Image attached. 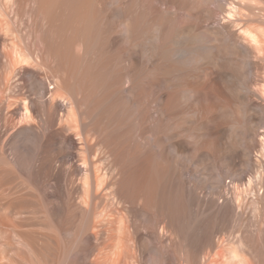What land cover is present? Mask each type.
<instances>
[{"label": "rangeland", "instance_id": "1", "mask_svg": "<svg viewBox=\"0 0 264 264\" xmlns=\"http://www.w3.org/2000/svg\"><path fill=\"white\" fill-rule=\"evenodd\" d=\"M228 1L0 0V168L11 171L8 162L13 155L27 167L23 173H12L9 178L0 175V228L12 229L10 221L17 219L19 223L21 217L27 225L24 228L38 231L42 227L40 222L45 221L50 234L55 230L54 235L58 232L53 214L57 181L62 184L65 180L64 189L68 188L71 193L72 180H82L88 173L92 176L88 175L90 187L85 186L89 191H85L83 183H79L81 191H77L82 198L83 194L87 196L89 202L84 197L86 203L81 205L82 209L85 207L83 210L87 213L93 211L89 214L92 217L86 219L88 223L91 220L90 225L83 221L86 227L79 246L80 264H238L230 257L232 249L246 256L247 264H264V246L261 247L264 241L250 237V231L264 216V184L258 186L253 177L254 161L264 163L260 152L264 128V39L258 49L247 39H235L236 27L231 23L235 17L226 12ZM237 1L239 5L238 2L246 0ZM251 1L240 4L245 10L242 12L247 14L252 9L251 24L264 29V0ZM86 13L92 22L75 20L76 16L83 14L84 17ZM48 20L60 28L59 49L64 48L57 51L61 54L55 48L49 56L45 52L47 35L44 34L55 35L49 32L51 28L47 30L51 23ZM128 20L129 30L125 24ZM71 25L73 29L81 27L82 31L86 26L93 36L90 40L95 37L96 44L90 45L87 31L82 32V40L86 42L72 41L68 36L66 39V33L71 36L68 34ZM64 28L70 29L61 32ZM13 44L24 54L33 56L29 63L17 62L15 66L9 63ZM88 44L93 50L90 47L88 50ZM156 52L168 56L164 59ZM36 56L40 57L35 59ZM106 58L111 59L108 64ZM113 61L123 65L120 67ZM87 65L92 70L96 66L104 69L103 80L107 84L104 83V88V85L98 87L102 88L97 89L99 93L92 82H96L95 76L91 78L94 74H89L91 69ZM125 70L130 71L127 74ZM135 70L148 72L147 77L143 72L140 79L142 75L136 76ZM160 70L166 72L165 76ZM114 74L118 75L117 80ZM164 77L172 84H167ZM47 80L54 84L53 89L48 88ZM169 90L174 91V96L165 93ZM55 92H59L61 99L53 101L52 96L48 97ZM22 97L28 100L30 119L23 118ZM97 97L105 101L102 109L111 106L105 115L112 124L109 122L110 128L104 129L101 136L94 134L96 127L101 126L92 102ZM166 97L170 103H166ZM87 98L92 99L87 101ZM211 103L215 104L219 116L215 133L210 130L207 119ZM68 105L74 109V116L69 120ZM47 155L57 159L55 173L50 176L31 166L33 159ZM148 172L149 176H158V180L150 176L146 181ZM249 178L252 180L247 182ZM149 187L153 192H149L152 191ZM148 192L152 193V199ZM237 202L242 204L239 213L234 210ZM55 248H49L52 250L49 253ZM56 251L53 255L57 254L58 258L50 255L53 257L50 264L59 259L60 250Z\"/></svg>", "mask_w": 264, "mask_h": 264}, {"label": "bare ground", "instance_id": "2", "mask_svg": "<svg viewBox=\"0 0 264 264\" xmlns=\"http://www.w3.org/2000/svg\"><path fill=\"white\" fill-rule=\"evenodd\" d=\"M236 0H233V1H231V0H229L228 2V5H229V9L226 11L227 12V14H228V16H231V17H235V18H232L233 20H231V23L236 27L235 28V30H236V32L234 33V37H235V39L238 41V39H247L248 40V42L250 43V45L253 47V48H255V49H258V46L261 44V42L263 41V39H264V29H260V28H258V26L257 27H255V26H253V24H251V22H250V20L251 19H249L251 16V18H253V16H254V14H252V12H254V11H252V9H251V11H248V13L247 14H245V13H243L244 11L242 10L243 8L241 7L243 4H244V2H247V0L246 1H244V2H241V0H238V1H240L241 3H239L238 1V4L239 5H237L236 4V2H235ZM243 1V0H242ZM248 1H250V2H252L251 0H248ZM48 2V1H47ZM235 2V3H234ZM196 3H197V1H196ZM243 3V4H242ZM240 4H242V5H240ZM198 6V5H197ZM250 10V9H249ZM243 11V12H242ZM163 15H165L164 13H163ZM76 16V15H75ZM86 16V17H85ZM160 16H162V15H160L159 14V17ZM158 17V18H159ZM164 17V16H163ZM48 18V17H47ZM145 18V17H144ZM169 20H170V18L169 17H167ZM137 19H138V21H139V17H137ZM161 19H162V17H161ZM164 19V18H163ZM227 19H229V18H227ZM73 20V19H72ZM72 20L70 21L69 20V22H70V24H71V22H72ZM75 20H77L78 22H82V20H85V21H88V22H92L93 21V19L90 17V15H88V13H86V15H84V17H83V14H80L79 16H76L75 17ZM75 20H73L74 22H75ZM125 20H127V19H125ZM142 20V18L140 19V21ZM172 20V19H171ZM171 20H170V22H171ZM49 22H51L50 20H48ZM53 21V20H52ZM76 21V22H77ZM137 21V20H136ZM76 22H75V25H77L78 24V22H77V24H76ZM88 22H86V24L88 25V27L89 26H91L90 25V23H88ZM127 22V23H126ZM129 20L128 21H125V24L127 25V30H129V28H130V25H129ZM142 22H143V20H142ZM145 22V21H144ZM143 22V23H144ZM227 22H230L229 20L227 21ZM230 23V24H231ZM53 24V22H51L50 23V27H48L47 28V30L48 29H50V30H52V31H50L49 30V32H51L52 34H55V35H51V36H49V34H48V32H47V34L45 33L44 35H47L46 37V44H45V48H47L46 50L47 51H45V52H47V55L49 56V53H50V51L52 50V53H54L55 52V49H56V51H57V49L60 51V50H62L63 48H62V46H60V49H59V41H61V39L59 38V34L60 33H58V32H60V28L58 27V25H56L58 28H56V26H55V23H54V25H52ZM85 24V25H86ZM124 24V25H125ZM138 24V23H137ZM229 24V25H230ZM74 25V23H73V26H75ZM79 25H80V23H79ZM228 25V26H229ZM49 26V25H48ZM53 26H55V28L53 27ZM139 26L141 27V26H144L145 27V25H140V23H139ZM61 27V26H60ZM71 27H72V25H71ZM84 27V26H83ZM86 27V26H85ZM83 28L84 30L82 31V29H81V27H79L78 26V28L79 29H73V27L71 28L72 30L68 33V34H70L71 36H72V39H71V36L69 37V35H67V33H66V39H70V40H82V35L84 34H82V32H86L87 30H86V28ZM232 27V26H231ZM89 28H91L92 29V27H89ZM227 28V27H226ZM69 29L70 28H68V29H66V28H64V30L62 31L61 30V32H67V31H69ZM88 29V28H87ZM143 29V28H142ZM213 29V28H212ZM229 29V28H228ZM65 30H67V31H65ZM80 30V31H79ZM138 30V29H137ZM139 30H141V29H139ZM138 30V31H139ZM172 29L170 28V31H171ZM208 30V29H207ZM226 30V29H225ZM89 31V32H88ZM87 31V33H90L91 31L90 30H88ZM95 31V30H94ZM144 31V30H143ZM169 31V32H170ZM175 31V30H174ZM173 31V32H174ZM213 31V30H212ZM228 31H230V30H228ZM92 32H93V29H92ZM167 32V31H166ZM169 32H168V35H170L169 34ZM172 32V33H173ZM177 32V31H176ZM175 32V33H176ZM86 33V34H87ZM171 33V34H172ZM211 33V32H210ZM63 34V33H62ZM96 34H98L97 32H96ZM137 34H139V33H137ZM142 34V33H141ZM141 34H139L140 36H141ZM143 34H144V32H143ZM177 34V33H176ZM179 34V33H178ZM214 34V33H213ZM230 34H231V32H230ZM14 35V34H13ZM58 35V36H57ZM64 35V34H63ZM63 35H62V37H63ZM88 35V34H87ZM92 35H93V33H92ZM95 35V34H94ZM138 35V36H139ZM175 34H173L172 36H174ZM4 36H6L5 34H4ZM60 36H61V34H60ZM67 36H68V38H67ZM86 36V35H85ZM89 40H90V38L91 37H93V36H91V33L89 34ZM137 36V37H138ZM171 36V37H172ZM178 36V35H177ZM212 36H214V35H212ZM217 36V35H216ZM88 37V36H87ZM60 40H59V39ZM168 38H170V37H168ZM167 38V39H168ZM177 38V37H176ZM42 39V38H41ZM45 39V38H44ZM44 39H42V40H44ZM63 39H64V37H63ZM65 39V40H66ZM83 39H87L86 37L85 38H83ZM75 40V41H76ZM80 40V41H81ZM95 40V37H94V39H93V41ZM83 41V40H82ZM92 40H90V42H91ZM93 41L90 43V45L93 43ZM164 41V40H163ZM65 42L66 41H64V44H65ZM78 42V41H77ZM83 42H86V40L85 41H83ZM95 42H96V40H95ZM67 43H68V41H67ZM70 43V42H69ZM69 43H68V45H69ZM94 44V43H93ZM96 44V43H95ZM94 44V45H95ZM162 44V43H161ZM46 45H47V47H46ZM63 45V44H62ZM68 45H66V47H68ZM86 45H87V43H86ZM85 45V46H86ZM43 46H44V43H43ZM88 47H90L89 46V44H88V46H87V48ZM93 47V46H92ZM53 48H55V49H53ZM62 48V49H61ZM91 48V47H90ZM90 48H88V50L90 49ZM68 49H69V47H68ZM68 49L66 48V49H64V50H67L68 51ZM53 50H54V52H53ZM91 50H93L92 48H91ZM90 50V51H91ZM59 51H57V52H59ZM63 51V50H62ZM103 51V50H102ZM135 51V50H134ZM161 51H162V49H161ZM160 51V52H161ZM169 51H170V49H169ZM168 51V52H169ZM164 51H162V53H163ZM3 53H5V54H7V51L6 50H4L3 51ZM51 53V54H52ZM71 53V52H70ZM87 53H88V51H87ZM102 53V52H101ZM130 53H132V52H130ZM129 53V54H130ZM157 53V52H156ZM44 54V53H43ZM56 54V53H55ZM55 54H53V55H55ZM57 54H61L60 52L59 53H57ZM63 54L65 55V52H63ZM66 54H67V52H66ZM68 54H69V51H68ZM67 54V55H68ZM103 54V53H102ZM126 54V53H125ZM129 54H128V56H129ZM133 54V53H132ZM136 54V53H135ZM138 54V53H137ZM158 54V53H157ZM169 54H171V53H169ZM47 55H46V57H47ZM67 55H66V57H67ZM71 55H74V54H72L71 53ZM134 55V54H133ZM156 55V54H155ZM159 55V54H158ZM160 55H162V54H160ZM159 55V56H160ZM166 55V54H165ZM172 55V54H171ZM42 56V55H41ZM76 56V55H75ZM123 56H125V55H123ZM138 56V55H137ZM137 56H135V57H137ZM153 56H154V54H153ZM163 56V55H162ZM168 56V55H167ZM166 56V57H167ZM33 57V56H32ZM31 57V55L30 54H24V52H22V51H20L19 49H18V47L15 45V44H13V48H12V54L10 55V58H9V63H11L13 66H15V64L17 63V62H23V63H29V61H30V59L32 58ZM40 56H36V58L35 59H38ZM53 57H55V56H53ZM57 57V60H59L58 59V57L59 56H56ZM66 57H65V60H66ZM79 57H81V56H79ZM108 57V56H107ZM119 57V56H118ZM117 56L115 57L116 58V60H117V58H118ZM126 57V56H125ZM134 57V56H133ZM139 57V56H138ZM154 57H156L157 58V55L156 56H154ZM153 57V58H154ZM163 57H165V56H163ZM166 57L164 58V59H166ZM171 57V56H170ZM169 57V58H170ZM52 58V57H51ZM71 58V57H70ZM73 58L74 57H72L71 58V60L72 61H76V59L75 60H73ZM77 58H78V56H77ZM108 58H110V57H108ZM111 58H113L112 56H111ZM122 59H123V57H121ZM161 58V57H160ZM173 58V57H172ZM80 59V58H79ZM79 59H77V63H79ZM119 59V58H118ZM136 59V58H135ZM135 59H130L131 61H133L134 60V62H135ZM158 60H159V57L157 58ZM43 60H45L44 58H43ZM61 60H62V58H61ZM81 60V59H80ZM106 60H107V58H106ZM106 60L104 61V62H106ZM111 59H109V61H110ZM125 60H127V58L125 59ZM129 60V61H130ZM137 60H140V58H137ZM137 60H136V62H137ZM60 61V60H59ZM108 60H107V64H108V62H109ZM117 61H121V60H117ZM141 61V60H140ZM139 61V62H140ZM149 61V60H148ZM151 61V60H150ZM160 61V60H159ZM90 62V61H89ZM99 62L100 61H98V64H99ZM112 62V61H111ZM113 62H115V61H113ZM138 62V63H139ZM116 63V62H115ZM133 63V62H132ZM141 63V62H140ZM90 63H88V65H89ZM105 65H107L106 63H104ZM110 64H112V63H110ZM110 64H109V67H110ZM114 64V63H113ZM116 64H120V67L123 65L122 63H116ZM122 64V65H121ZM88 65H87V69H88ZM125 65H128L129 66V69H131V65L128 63H125ZM133 65H135V64H133ZM89 66H93V65H89ZM111 66H113V65H111ZM115 66H117V65H115ZM105 67H107V66H105ZM119 67V68H120ZM127 67V66H126ZM140 66H138V68H139ZM111 68V67H110ZM109 68V69H110ZM137 68V67H136ZM157 68V67H156ZM160 68V67H159ZM159 68H158V70H159ZM85 69H86V67H85ZM90 69H91V71H90ZM106 69V68H105ZM123 69H125L124 68V66H123ZM132 69H133V67H132ZM134 69H135V67H134ZM141 69V68H140ZM145 69V68H144ZM143 69V70H144ZM91 73H89V74H92L91 76V78L93 79L94 78V76H95V80H96V82L93 80L92 82H94V84L96 85H94L95 87V89H96V92L97 93H99L98 92V90H101L102 88H104L105 87V85L107 84V83H105L106 81H104L103 79V75H104V69L102 70V67H97L96 66V68L95 69H93L92 70V67H90L89 69H88ZM112 70V69H111ZM110 70V71H111ZM127 70H128V67H127ZM154 70V69H153ZM157 70V69H156ZM166 70V69H165ZM86 71V70H85ZM93 71V72H92ZM106 71H107V69H106ZM110 71H108V72H110ZM113 71H117L116 69L115 70H113ZM120 71V70H119ZM118 71V75L120 74V72L122 71V69H121V71L119 72ZM126 71V70H125ZM124 71V72H125ZM130 71V70H129ZM129 71H126V73L127 72H129ZM138 71V70H137ZM142 71V70H141ZM141 71L139 72L141 75H142V73L144 72H142L141 73ZM147 71V70H146ZM161 71V70H160ZM87 72V71H86ZM107 72V73H108ZM123 72V71H122ZM132 72V71H131ZM135 72H136V70H135ZM151 72V71H150ZM152 72H154V71H152ZM158 72V71H157ZM162 73H163V71H161ZM84 73V72H83ZM117 73V72H116ZM125 73V74H126ZM139 73L138 72H136V73H134V74H136V76H137V74L139 75ZM146 73H148V72H146ZM145 72H144V75L146 74ZM164 73H166L165 71H164ZM163 73V74H164ZM86 74H88V72L86 73ZM124 74V73H123ZM128 74V73H127ZM132 75H133V73H131ZM21 75V74H20ZM84 75V74H83ZM115 75V79L117 78L116 77V75L117 74H114ZM117 75V76H118ZM147 75H149V74H147ZM85 76V75H84ZM123 76H125V75H123ZM129 76H131V75H129ZM146 76V75H145ZM164 76H165V74H164ZM107 77V76H106ZM135 77V76H134ZM141 77H143V75L142 76H140V79H141ZM147 77V76H146ZM213 77V76H212ZM215 77V76H214ZM87 78V77H86ZM89 78V77H88ZM87 78V80H89ZM131 78V77H130ZM129 78V79H130ZM85 79V78H84ZM114 79V78H113ZM126 79H127V77H126ZM125 79V80H126ZM132 79H133V76H132ZM139 79V78H138ZM184 79V78H183ZM211 79V78H210ZM217 79V78H216ZM117 80V79H116ZM115 80V81H116ZM122 81H123V78L121 79ZM131 80V79H130ZM134 80V79H133ZM143 80V79H142ZM145 80V79H144ZM156 80V79H155ZM164 81H167V84H168V82L169 83H171V81L169 80L168 81V79L166 80V78L164 77V79H163ZM187 80V79H186ZM82 81V80H81ZM90 81H91V79H90ZM90 81L88 82V83H90ZM114 81V82H115ZM122 81H120V83L122 82ZM128 81V80H127ZM135 81H137L136 79H135ZM141 81V80H140ZM139 81V82H140ZM174 81V80H173ZM110 82V81H109ZM125 81H123V83H124ZM130 82V81H129ZM133 82V81H132ZM145 82V81H144ZM211 82H213V81H211ZM214 82H216L215 80H214ZM81 83H83V82H81ZM80 83V84H81ZM85 83V82H84ZM87 83V82H86ZM86 83L84 84V85H86ZM104 83H105V85H104ZM122 83V85H124ZM136 83H138V81L136 82ZM184 83V82H183ZM193 83V82H192ZM92 85H93V83H91ZM116 84H119V83H117L116 82ZM130 84H131V82H130ZM139 85L141 84V82L140 83H138ZM144 84V83H143ZM142 84V85H143ZM164 84V83H163ZM172 84V83H171ZM190 84V83H189ZM217 84V83H216ZM82 85V84H81ZM104 85V86H103ZM120 85V84H119ZM119 85H117V86H119ZM133 85V84H132ZM131 85V86H132ZM139 85H135V86H139ZM166 85V84H165ZM187 85V84H186ZM191 86H192V84H190ZM88 86V85H87ZM86 86V87H87ZM103 86V87H102ZM134 86V85H133ZM195 86V85H194ZM197 86V85H196ZM221 86V85H220ZM82 87V86H81ZM98 87H102L101 89L99 88L98 89ZM109 87H111V86H109ZM120 88H121V86H119ZM122 87H124V86H122ZM164 87V86H163ZM189 87V86H188ZM83 88V87H82ZM81 88V89H82ZM94 88H92L93 90H94ZM131 88V87H130ZM165 89L167 88V85H166V87H164ZM98 89V90H97ZM110 89V88H109ZM116 89H118V87L116 88ZM123 89V88H122ZM122 89H120V90H122ZM195 89V88H194ZM198 89V88H197ZM221 89V88H220ZM89 90H91L90 88H89ZM88 90V91H89ZM111 90V89H110ZM222 90V89H221ZM238 90V89H237ZM87 91V92H88ZM107 91L109 92V90L107 89ZM163 91V90H162ZM166 91H167V89H166ZM223 91V90H222ZM95 92V91H94ZM95 92V93H96ZM104 92V91H103ZM108 92H106V93H108ZM174 92V91H173ZM173 92H171L170 93V90L168 91V92H165V93H168V94H173ZM239 92V91H238ZM237 92V93H238ZM40 93V97H42L43 96V94H42V96H41V93H43V91L41 92H39ZM52 93V92H51ZM95 93L93 94V96H95ZM100 93H101V91H100ZM236 93V92H235ZM104 94V93H103ZM161 94V93H160ZM45 95V94H44ZM97 96H99L98 94H96ZM106 95V94H105ZM231 95H233V94H231ZM49 96H52L51 97V100H55V99H61V95L59 94V92H55V93H53V95H51V94H49L48 95V97ZM92 95H91V97H93ZM101 96V97H100ZM99 97L100 98H102V95H100ZM171 96V95H170ZM173 96H174V94H173ZM235 96H237V94L235 95ZM45 98H47V96H44ZM232 97V96H231ZM238 97V96H237ZM23 99H21L22 101H21V103H22V106H23V118H25L26 117V119L28 118V116H29V114H30V111H29V109H28V107L29 106H27V103H28V100H27V98H25V97H22ZM39 98V97H38ZM45 98H44V100H45ZM86 98V97H85ZM164 98V97H163ZM162 98V99H163ZM169 98V97H168ZM167 97H166V99H167V102H166V100H165V102L166 103H168L170 100L168 99ZM226 98H228V97H226ZM239 99H240V96L238 97ZM237 98V99H238ZM39 99H41V98H39ZM42 99H43V97H42ZM63 99V98H62ZM88 99V98H87ZM86 99V100H87ZM90 99H92V98H90ZM90 99H88L87 101H90ZM97 99H98V97H97ZM94 99V100H96V101H92V102H95V103H93L94 104V110H95V113H94V115H96V117H97V119H98V122L99 123H101V126L100 125H98L97 124V121L94 123L95 124V126H96V124L98 125V127H96V130L97 131H95L96 133H94V134H97L98 136H101L102 134L101 133H103L109 126V122H110V124H112L111 122L112 121H110V120H108V118L106 117V115H105V112H106V110L108 109V107L110 108L111 106L109 105L108 107L106 106V108L107 109H102V104L104 103L105 104V101L104 100H100V99ZM102 99H104V98H102ZM105 99H106V97H105ZM170 99H171V97H170ZM237 100V101H240V100ZM125 100V99H124ZM160 100V99H159ZM227 100V99H226ZM104 101V102H103ZM162 101V103H163V100H161ZM231 101V100H230ZM86 102V101H85ZM103 102V103H102ZM211 102V101H210ZM229 102V101H228ZM234 102H235V100H234ZM166 103H165V105H164V107L166 106ZM170 103V102H169ZM231 103V102H230ZM232 103H233V101H232ZM160 105V104H159ZM230 105H232V104H230ZM69 106V105H68ZM160 106H163L162 104L160 105ZM159 106V107H160ZM209 106V105H208ZM163 107V108H164ZM217 107H218V104H217ZM161 108V107H160ZM209 109L207 110V114H208V123L210 124V130L212 131V132H214L215 131V129H216V126L218 127V125H216V123L218 122L217 121V118L219 117L218 115H216V106H215V104L214 103H211L210 104V106L208 107ZM165 109H167V108H165ZM165 109H164V111H165ZM74 109H73V106L72 105H70L69 107H68V109H67V119L69 120V119H71V118H73V116H74V111H73ZM110 110V109H109ZM113 110V109H112ZM169 110H170V108H169ZM171 110H172V108H171ZM219 110V109H218ZM92 111V110H91ZM163 111V110H162ZM163 111V113L165 114V112ZM172 112V111H171ZM109 113V112H108ZM219 113V112H218ZM172 114H173V112H172ZM105 115V116H104ZM168 116H169V114H167ZM167 116V117H168ZM218 116V117H217ZM30 117L31 116H29V119H30ZM95 117V118H96ZM170 117V116H169ZM111 119H113V118H111ZM71 121V120H70ZM91 126L93 125V124H90ZM91 126H89L88 125V127L90 128ZM94 126V125H93ZM92 126V127H93ZM111 126V125H110ZM167 126V125H166ZM252 126H253V123H252ZM112 127V126H111ZM163 127H165V126H163ZM162 127V128H163ZM168 127V126H167ZM166 127V128H167ZM93 128H95V127H93ZM110 128V127H109ZM76 129V128H75ZM92 129V128H91ZM105 129V130H104ZM112 130H113V128H111ZM168 129V128H167ZM104 130V131H103ZM103 131V132H102ZM110 131V130H109ZM262 131V134H261V136H260V141H262L261 142V155L264 157V128H263V130H261ZM211 132V133H212ZM108 133H110V132H108ZM215 133V132H214ZM77 134V133H76ZM213 134V133H212ZM96 135V136H97ZM106 135V134H105ZM104 135V136H105ZM107 135H109V134H107ZM113 135V134H112ZM95 136V137H96ZM109 137V136H108ZM212 137H213V135H212ZM105 138V137H104ZM97 139V138H96ZM98 141V140H97ZM109 141V140H108ZM37 142H35V144H36ZM106 143H108V142H106ZM215 143V141H213V139H212V141L210 142V144H212L213 146H210L212 149L215 147L214 144ZM38 144H41V143H38ZM37 144V145H38ZM110 144V143H109ZM34 145V144H33ZM105 145V144H104ZM35 146V145H34ZM39 146V145H38ZM102 146H103V144H102ZM109 146V145H108ZM108 146H107V144H106V147L105 148H108ZM29 147V146H28ZM31 147H32V145H31ZM41 147V146H40ZM39 147V148H40ZM103 147V148H104ZM1 148V147H0ZM33 148V147H32ZM35 148H37V147H35ZM33 150V149H32ZM35 150V149H34ZM215 150V149H214ZM212 152H213V150H211ZM104 153H106V151L104 152ZM104 155H106V154H103V156ZM37 157V156H36ZM35 157V158H36ZM105 158V157H104ZM108 158V157H107ZM11 159V161L10 162H8V163H10V166H11V171H8L6 168H0V175H4V176H6L7 178H9L10 176H11V174L12 173H16V172H21V173H23L24 171H26V169H27V167L26 166H24L22 163H21V161L19 160V158H18V156L17 155H13V158H10ZM109 159V158H108ZM34 161H32V163L34 164V166H33V164L31 165L32 166V168L34 167V168H36L35 170H37V171H40V170H44V172L46 171L47 172V175L48 176H50V175H52V174H54L55 172V170L53 169V167H54V164H56L57 163V159H53L51 156H48L47 155V157L46 156H41V157H37L36 159H33ZM61 162V161H60ZM86 163H87V160L85 161ZM71 163V162H70ZM86 163L84 164V161L82 162V164H84V166L86 165ZM89 163V162H88ZM87 163V164H88ZM72 165V164H71ZM90 165V164H89ZM83 166V167H84ZM87 167V166H86ZM92 167V166H91ZM107 167V166H106ZM113 167V166H112ZM45 168H46V170H45ZM55 168V167H54ZM254 181H257V183H258V186H259V184H264L263 183V181H264V163H262V162H260V161H258L257 159L254 161ZM93 169V168H92ZM108 169V168H107ZM110 169V168H109ZM112 169V168H111ZM84 170H86V169H84ZM113 170V169H112ZM152 170H153V168H152ZM151 170V171H152ZM109 171V170H108ZM107 171V172H108ZM149 172H150V170H148ZM57 172V171H56ZM86 172V171H85ZM96 172V171H95ZM94 172V173H95ZM106 172V171H105ZM111 172V171H110ZM115 172V171H114ZM149 172H148V176H149ZM153 172V171H152ZM80 173V172H79ZM87 173V172H86ZM153 173H155V172H153ZM157 173H158V171H157ZM107 174V173H106ZM105 174V175H106ZM156 174V173H155ZM154 174V175H155ZM252 174V175H253ZM85 175V174H84ZM88 175H90V174H86L85 176H83V178H81L82 180H80L79 178H77L78 180H76V178H74V180H72V192L70 193V191L68 192V188H66V189H64L65 188V183L63 184V182L65 181H63L62 182V184H61V181H57V183H58V185H57V191H58V194L57 195H54V196H56V198H55V200H56V203H55V205H54V211H53V214H54V216H55V221H56V226L54 227V228H56V232H57V230H58V234L57 233H55L54 235H53V233H54V231L55 230H53L54 228H52V232L53 233H51L50 234V227H48L47 228V226L48 225H46L47 223H44L45 221H42V222H40V225H42V227L40 226V230H39V228H38V231L36 230V229H34V230H32V228L31 227H29V228H31V229H28V228H24L25 227V225H24V223L22 222V218L20 217L21 216V211H19L20 212V215H19V217H18V212H16V218H19V223H18V220L16 221V220H14V221H10V224L9 225H11L12 226V229H5V228H0V264H50V261L52 260V258L53 257H50V255H53L54 253H55V251L57 250L56 248L57 247H60V249H58L57 251H59L58 252V254H59V259H53L54 261H55V263H56V261H58L57 262V264H80V251H79V249H80V240H81V235H82V232H84L83 231V227L88 223V221H86V219H90V217H92V216H89V214H90V212L92 213L93 211L91 210L89 213H87L85 210H83L82 209V204L84 205V202L86 203V200H87V196H84V194H83V198L85 197V199H83L82 198V196L80 195H78L79 193V190H78V188H79V183H83V186H81V187H83V188H85V186L86 185H89L88 184V180H89V178H88ZM112 175V174H111ZM91 176V175H90ZM93 176H94V174H93ZM151 177H153V174H151L150 175ZM150 176L147 178L148 180H146V181H149V178H150ZM77 177V176H76ZM79 177V176H78ZM92 177V176H91ZM97 177V176H96ZM147 177V176H146ZM158 177V176H157ZM156 177V178H157ZM245 177V176H244ZM154 178L155 177H153V180H154ZM156 178H155V180H156ZM160 178V177H159ZM59 179V178H58ZM71 180V179H70ZM157 180H158V178H157ZM156 180V181H157ZM252 179L251 178H249L248 179V181L247 182H250ZM81 181V182H80ZM83 181V182H82ZM152 181V180H151ZM150 181V182H151ZM94 182V181H93ZM93 182H91V183H93ZM153 182V181H152ZM146 183V182H145ZM145 183H143V184H145ZM253 183V182H252ZM98 184V183H97ZM96 184V185H97ZM142 184V185H143ZM146 184H149V183H146ZM145 184V185H146ZM153 184H154V182H153ZM67 185V184H66ZM95 185V184H94ZM124 185V184H123ZM141 185V186H142ZM155 185V184H154ZM152 186L153 188L155 187V186ZM250 185V184H249ZM148 186V185H147ZM149 186H151V185H149ZM69 188H70V186H68ZM86 187H88V186H86ZM89 187H90V185H89ZM88 187V188H89ZM120 187H122V186H120ZM262 187V185H260V187L259 188H261ZM93 188V187H92ZM96 188V187H95ZM146 188V187H145ZM144 187H143V189L145 190V191H147L146 189H145ZM149 188H151V187H149ZM63 189H64V191H63ZM112 189V188H111ZM142 189V190H143ZM152 189V188H151ZM264 189V188H263ZM65 190H67V191H65ZM70 190V189H69ZM113 190V189H112ZM153 190L154 189H152V191L150 190H148L149 192H153ZM78 191V192H77ZM81 191V190H80ZM85 191H89V190H87V188H85ZM94 191H96V189L94 190ZM66 193V195H64L63 193ZM143 192V191H142ZM148 192V193H149ZM74 193H77V195L75 196L74 195ZM92 193H94V192H92ZM147 193V195H149ZM216 193V192H215ZM214 193V194H215ZM263 193H264V190H263ZM81 194H82V192H81ZM87 194V193H86ZM89 194V193H88ZM87 194V195H88ZM151 195H152V193L150 194V196L149 197H151ZM263 195V198H264V194H262ZM90 196V195H89ZM214 196H216V195H214ZM96 197V196H95ZM155 197V196H154ZM219 197V196H218ZM217 197V198H218ZM92 198V197H91ZM113 198V197H112ZM122 199H124V198H122ZM151 199H152V197H151ZM161 199H163L162 197H161ZM89 200H91V199H89ZM229 200V199H228ZM236 200V199H235ZM95 201H96V199H95ZM217 201V200H216ZM230 201V200H229ZM238 201V200H237ZM87 202H88V200H87ZM218 202V201H217ZM92 203V202H91ZM90 203V204H91ZM87 204H89V202L87 203ZM221 204H222V202H221ZM241 203L239 202H237V204H234L235 206V209L234 210H236L237 212L238 211H240L241 210V205H240ZM168 205V204H167ZM225 205V204H224ZM86 206V205H85ZM93 205H91V207H92ZM211 206H212V204H211ZM214 206H216L215 204H214ZM90 207V206H89ZM232 207V206H231ZM88 208V207H87ZM92 209H93V207H92ZM82 210L83 211H85L86 212V214H88V215H86L85 213V215L87 216V218H85V215H83V212H82ZM88 210H90L89 208H88ZM233 212V211H232ZM95 213V212H94ZM239 213V212H238ZM222 214V213H221ZM89 216V217H88ZM84 217V218H83ZM84 219V220H83ZM20 220H21V223H20ZM95 220V219H94ZM83 221H84V223H85V221H86V224H83ZM90 222H91V220H90ZM89 222V223H90ZM259 224L258 225H256V227L255 228H253L251 231H250V237H252V238H256V240H257V238L259 239H261V241L263 242L264 241V227H262L261 226V223L262 224H264V216H262L261 217V219L259 220ZM88 223V225L87 226H89L90 224ZM44 224V225H43ZM24 225V226H23ZM26 227H27V225H26ZM86 227V226H85ZM84 227V228H85ZM88 228V227H87ZM86 228V229H87ZM93 228V227H92ZM42 229V230H41ZM86 229H85V231H86ZM90 229V228H89ZM49 230V231H48ZM96 231V230H95ZM247 231V230H246ZM249 231V230H248ZM86 232H88V230L86 231ZM93 231H91V234L93 235L94 234V232L92 233ZM97 232V231H96ZM85 233V232H84ZM95 234H97V233H95ZM247 234V233H246ZM248 235V234H247ZM247 238H248V236H246ZM91 238H92V236H91ZM90 238V239H91ZM53 239V240H52ZM259 239V240H260ZM56 242H55V241ZM92 240V239H91ZM247 240H249V239H247ZM254 240V239H253ZM52 241H54L55 243H57V244H55L54 242H52ZM252 241V240H251ZM255 241V240H254ZM55 244V245H52V244ZM252 243V242H251ZM256 243V242H255ZM261 243V242H260ZM254 244V243H253ZM58 245V246H57ZM245 245V244H244ZM256 245V244H255ZM56 248H55V247ZM216 246V245H215ZM264 245H261V247H263ZM51 247H53V248H55V251H53L52 252V254H50L51 253V251L52 250H50L49 251V248L50 249H53V248H51ZM214 246H212V248H213ZM253 247H254V245H253ZM256 247V246H255ZM214 248H216V247H214ZM252 248V247H251ZM254 249V248H253ZM257 249V248H256ZM262 249V248H261ZM260 249V250H261ZM263 250V249H262ZM57 251H56V253H57ZM61 251H62V253H61ZM50 252V253H49ZM258 252V251H257ZM261 253V252H260ZM251 254V253H250ZM262 254V253H261ZM253 255V254H252ZM251 255V256H252ZM264 255V254H263ZM54 256V255H53ZM56 257H57V254L55 255ZM54 256V257H55ZM258 256V255H257ZM55 257V258H56ZM230 257H231V259L233 260V261H238L239 263L238 264H247L248 263V261H249V259H247L246 258V256H244L242 253H240V252H237L236 250H231L230 251ZM260 257H261V255H260ZM58 258V257H57ZM203 258V257H202ZM260 259V258H259ZM262 260V259H261ZM260 260V261H261ZM264 260V259H263ZM54 261H53V263H51V264H54ZM235 263V262H234Z\"/></svg>", "mask_w": 264, "mask_h": 264}, {"label": "built area", "instance_id": "3", "mask_svg": "<svg viewBox=\"0 0 264 264\" xmlns=\"http://www.w3.org/2000/svg\"><path fill=\"white\" fill-rule=\"evenodd\" d=\"M47 85L49 89H53L54 88V84L50 82V80H47Z\"/></svg>", "mask_w": 264, "mask_h": 264}]
</instances>
